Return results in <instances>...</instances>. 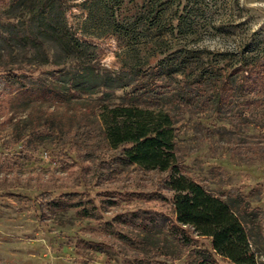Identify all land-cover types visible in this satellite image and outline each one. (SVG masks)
Segmentation results:
<instances>
[{"label": "rangeland", "instance_id": "rangeland-1", "mask_svg": "<svg viewBox=\"0 0 264 264\" xmlns=\"http://www.w3.org/2000/svg\"><path fill=\"white\" fill-rule=\"evenodd\" d=\"M45 1L28 6L38 9ZM95 1L54 4L69 31L89 45L81 57L104 85L85 97L111 102L140 97L136 75L124 63L146 67L161 47L169 61L201 57L228 69L244 59L264 60V0H161L159 29L137 40L111 32ZM122 1L123 16L131 22L149 5V0ZM27 13L12 8L14 23L0 28V63L37 70L24 79L27 85L60 79L66 85L78 75L76 67L46 38L44 27L38 30V17L25 22ZM58 15L55 24L62 22ZM23 30L28 40L21 38ZM43 55L66 63L60 76L51 67H37ZM18 87L0 78V264H188L209 247L208 239L187 227L182 228L190 242L172 233L165 174L122 163L118 152L95 150L44 121L34 128L28 116L37 110L7 103ZM160 106L176 117V151L185 173L235 210L264 264V117L240 118L232 107L214 115L203 105L170 99ZM67 204L75 207L63 208Z\"/></svg>", "mask_w": 264, "mask_h": 264}, {"label": "trees", "instance_id": "trees-1", "mask_svg": "<svg viewBox=\"0 0 264 264\" xmlns=\"http://www.w3.org/2000/svg\"><path fill=\"white\" fill-rule=\"evenodd\" d=\"M29 1L32 0H0V28L14 23L8 15L12 8L29 9L25 22H33L38 17L45 25L38 23V30L42 32L45 28L46 38L57 43L66 62L74 64L78 75L67 86L60 78L59 83L27 85L24 79L35 77L37 70L0 63V78L19 85L17 96L10 97L7 103L37 110L28 116L34 128L44 121L48 127L67 136H77L83 144H94L95 150L106 147L118 152L117 158L122 163L165 174L164 185L171 192L175 218L172 233L190 242L182 228L187 227L196 236L209 240V247L199 251L197 258L188 264H221V260L226 264H263L256 257L250 235L235 210L206 188L199 178L185 173V164L176 151V117L170 109L160 106V102L170 99L177 104L196 103L211 108L214 115L232 107L237 109L240 118L264 117V60L244 59L228 69V66L201 62V57L196 60L182 56L169 61L161 47L146 67L124 63L136 75L142 92L140 97L119 102L100 101L85 97L93 87L104 85L98 83L100 75L81 57V50L89 45L69 31L64 13L54 8L60 0H47L38 9L28 6ZM159 1L149 0L147 9L132 22L123 16L122 0L95 3L101 5L105 24L111 32L125 40H137L140 35L159 29ZM58 14L62 22L55 24ZM138 29L142 32H137ZM167 32L173 33L174 28L169 27ZM21 33V38L29 39L24 30ZM30 46L39 48L37 44ZM64 65L65 62L51 61L49 56L43 55L37 67L41 70L42 66L51 67V71L60 76ZM36 105L48 107L41 110ZM73 207L75 205L63 206L65 209ZM81 212L90 214L86 209Z\"/></svg>", "mask_w": 264, "mask_h": 264}]
</instances>
